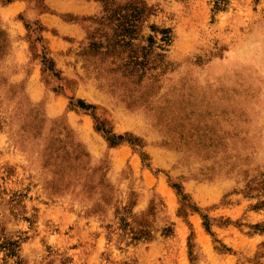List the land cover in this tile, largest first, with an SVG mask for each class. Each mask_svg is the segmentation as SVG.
Masks as SVG:
<instances>
[{
  "label": "rangeland",
  "instance_id": "rangeland-1",
  "mask_svg": "<svg viewBox=\"0 0 264 264\" xmlns=\"http://www.w3.org/2000/svg\"><path fill=\"white\" fill-rule=\"evenodd\" d=\"M263 200L264 0H0V264H264Z\"/></svg>",
  "mask_w": 264,
  "mask_h": 264
},
{
  "label": "trees",
  "instance_id": "trees-1",
  "mask_svg": "<svg viewBox=\"0 0 264 264\" xmlns=\"http://www.w3.org/2000/svg\"><path fill=\"white\" fill-rule=\"evenodd\" d=\"M81 109H88V107H90V106H86L85 104H81L80 106H79ZM108 140H109V142L111 143V144H113V145H115V141H113V139H116V140H122L123 139V137L122 136H119V137H115V136H111V137H109V138H107ZM261 207L264 209V200L261 202ZM260 228H261V230L262 231H264V223L261 225V226H259ZM208 230H209V228H207ZM135 239V238H134Z\"/></svg>",
  "mask_w": 264,
  "mask_h": 264
}]
</instances>
